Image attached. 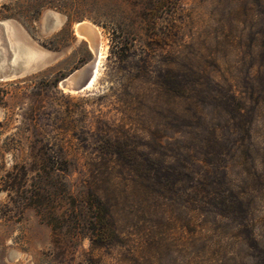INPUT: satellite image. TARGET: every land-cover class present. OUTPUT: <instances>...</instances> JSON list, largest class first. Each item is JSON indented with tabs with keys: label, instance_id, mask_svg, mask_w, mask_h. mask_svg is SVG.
<instances>
[{
	"label": "rangeland",
	"instance_id": "obj_1",
	"mask_svg": "<svg viewBox=\"0 0 264 264\" xmlns=\"http://www.w3.org/2000/svg\"><path fill=\"white\" fill-rule=\"evenodd\" d=\"M0 20L41 60L0 80L1 172L7 136L62 147L115 233L68 236L0 190V264H264V0H0ZM79 20L103 55L73 91L59 79L92 56Z\"/></svg>",
	"mask_w": 264,
	"mask_h": 264
},
{
	"label": "trees",
	"instance_id": "obj_2",
	"mask_svg": "<svg viewBox=\"0 0 264 264\" xmlns=\"http://www.w3.org/2000/svg\"><path fill=\"white\" fill-rule=\"evenodd\" d=\"M5 93L0 88V104L5 103ZM6 140L13 144L3 150L10 149L18 159L13 157L10 167L4 172L0 170V190L5 191L10 202L19 208L33 206L51 228L68 236L88 237L97 242L111 240L115 233L102 201L89 193H72L64 179L70 162L66 150L19 148L13 146L17 138L7 136ZM27 163L41 170L36 180H29ZM61 201L63 205L59 204Z\"/></svg>",
	"mask_w": 264,
	"mask_h": 264
},
{
	"label": "water",
	"instance_id": "obj_3",
	"mask_svg": "<svg viewBox=\"0 0 264 264\" xmlns=\"http://www.w3.org/2000/svg\"><path fill=\"white\" fill-rule=\"evenodd\" d=\"M82 20L76 21L73 27L84 37L92 51L91 58L81 66L74 68L59 79V85L67 90L78 91L84 89L91 81L95 67L97 41L91 38L82 26ZM49 25L55 24L54 16L50 15ZM83 38V37H82ZM41 62L40 57L31 52V47L12 38L10 24L7 20H0V80L10 79L25 74ZM97 70V67H96Z\"/></svg>",
	"mask_w": 264,
	"mask_h": 264
},
{
	"label": "bare ground",
	"instance_id": "obj_4",
	"mask_svg": "<svg viewBox=\"0 0 264 264\" xmlns=\"http://www.w3.org/2000/svg\"><path fill=\"white\" fill-rule=\"evenodd\" d=\"M53 16H54V20H55V24H59L58 22H60L59 21V19H58V15L56 14V13H51ZM82 22V26H83V28H84V30L87 32V34L91 37V38H94V39H96V41H97V52H96V57H95V67H94V69H93V74H92V77H91V81H89L88 83V85H87V87L88 86H90L91 84H93V80H94V78H95V76H96V72H97V70H96V67H97V64L99 63V61H100V59H101V56L103 55V53H102V51H101V49H102V47H101V42L99 41V38H100V32H99V29H98V27L96 26V25H94L93 23H91L90 21H81ZM54 24V25H55ZM49 25V24H48ZM53 25V26H54ZM10 26H11V24H10ZM56 26V25H55ZM54 26V27H55ZM58 27V26H57ZM10 28H12V27H10ZM48 29V28H47ZM75 34L76 35H78V36H80V37H86V36H82L81 34H79L77 31H75ZM31 52L33 53V54H35V55H38V53L36 52V51H34L33 49H31ZM102 60V59H101ZM44 62V61H43ZM99 72V71H98ZM91 87V86H90Z\"/></svg>",
	"mask_w": 264,
	"mask_h": 264
}]
</instances>
